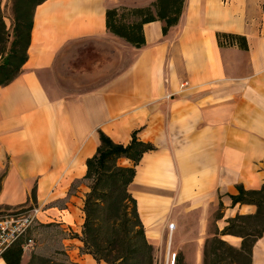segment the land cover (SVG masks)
Instances as JSON below:
<instances>
[{"label": "crops", "instance_id": "1", "mask_svg": "<svg viewBox=\"0 0 264 264\" xmlns=\"http://www.w3.org/2000/svg\"><path fill=\"white\" fill-rule=\"evenodd\" d=\"M151 1L35 7L28 58L0 86V205L41 207L22 264L32 254L98 264L81 236L86 160L99 131L123 144L136 131L155 146L136 165L130 191L152 244L174 223L169 248L185 264H202L211 223L220 232L226 219L256 211L229 195L264 181V0H184L167 34L159 20L143 24L140 48L107 30V7ZM0 15L11 27V0H0ZM218 235L240 247L241 237ZM251 264H264V233Z\"/></svg>", "mask_w": 264, "mask_h": 264}, {"label": "trees", "instance_id": "2", "mask_svg": "<svg viewBox=\"0 0 264 264\" xmlns=\"http://www.w3.org/2000/svg\"><path fill=\"white\" fill-rule=\"evenodd\" d=\"M43 1L11 0V27L0 15V86L10 83L21 72L28 58L33 13ZM183 3L184 0H152L143 6L107 7L106 28L140 48L145 44L143 24L159 20L163 35L167 34L178 23ZM217 37L219 41L223 38L245 40L243 36L231 33H217ZM153 149L155 146L140 140L136 131L126 144L115 142L99 131L97 149L86 160L84 179L88 181L89 191L84 198L81 236L83 250L91 254L98 264H155L154 246L146 237L137 201L130 191L136 165L143 153ZM121 158L128 159L131 165H120L118 160ZM236 187L237 193L229 195L232 204H254L256 211L226 219L221 231L216 230L205 240L203 264H251L252 246L264 233V181L257 189H246L242 184ZM31 197H35L34 188ZM1 209L0 206V213L3 212ZM218 217L219 210L213 219ZM218 234L241 237L240 247L228 244ZM26 239H20L4 251L2 258L6 264H22ZM26 264L75 263L32 254ZM174 264H185L181 252L175 253Z\"/></svg>", "mask_w": 264, "mask_h": 264}, {"label": "built area", "instance_id": "3", "mask_svg": "<svg viewBox=\"0 0 264 264\" xmlns=\"http://www.w3.org/2000/svg\"><path fill=\"white\" fill-rule=\"evenodd\" d=\"M41 210L39 205L28 208H20L0 215V258L4 251L11 245L24 239L30 229L38 221V215ZM174 223L170 222L168 228L172 229ZM32 238H27L23 248L31 245ZM175 253L172 254L170 264H174Z\"/></svg>", "mask_w": 264, "mask_h": 264}, {"label": "rangeland", "instance_id": "4", "mask_svg": "<svg viewBox=\"0 0 264 264\" xmlns=\"http://www.w3.org/2000/svg\"><path fill=\"white\" fill-rule=\"evenodd\" d=\"M0 178H1V174H0ZM84 182L86 184H88V181L87 180H85ZM0 206L2 207L1 210L3 211V212L0 213V215H3V214H6V213H8L10 211H14L16 209L37 206V204L35 202L34 203L30 202V203H26L23 206L8 207V209H6L5 208L6 206H4V205H0ZM168 224L163 227L162 236H161V242L158 243V244H153V246H154L155 264H170V260H171L172 254L174 252H176V253L179 252L178 250L175 251L174 248H173L172 251H170V248H169L170 247L169 246V239L170 238H169V231H168L169 228H168ZM210 230H211L212 233L216 232V228L214 227V224L213 223H211ZM32 235H33V231H29L28 234H27V236L24 237V239H26L27 237H31ZM54 235H56V234H54ZM33 237H31V238L33 239ZM203 248H204V246H203ZM102 264H104V263H102ZM202 264H203V260H202Z\"/></svg>", "mask_w": 264, "mask_h": 264}]
</instances>
